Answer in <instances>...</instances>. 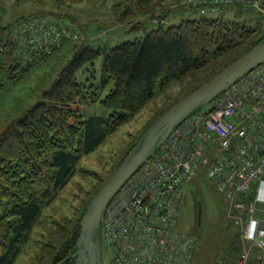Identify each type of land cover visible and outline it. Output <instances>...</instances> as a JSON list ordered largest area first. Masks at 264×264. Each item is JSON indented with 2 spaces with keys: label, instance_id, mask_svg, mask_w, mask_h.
<instances>
[{
  "label": "trees",
  "instance_id": "16d2710c",
  "mask_svg": "<svg viewBox=\"0 0 264 264\" xmlns=\"http://www.w3.org/2000/svg\"><path fill=\"white\" fill-rule=\"evenodd\" d=\"M114 6L120 8L118 22L130 24L131 29L140 28L143 34L114 45H94L84 32L67 25L65 28L73 34L64 35L59 46L46 51L25 48L14 38L16 25L25 18L0 24V91L21 80L36 61L71 53L40 99L0 132V264H14L24 253L23 247L30 241L44 209L67 183L79 157L94 150L151 101L157 88L164 89L192 74L201 75L212 58L236 53L233 60L264 36L259 21L251 27L221 16H200L165 27V13L153 12L155 8L148 7L147 0H122ZM149 24L157 27L147 30ZM98 58L100 70L95 75ZM91 103H99L108 112L84 116L77 104ZM104 181L65 223L48 220L55 229L48 228L47 236L33 238L39 256H32L30 264H37V259L39 264H75L72 254L77 249L81 217ZM221 251L227 260L237 255L238 233Z\"/></svg>",
  "mask_w": 264,
  "mask_h": 264
},
{
  "label": "built area",
  "instance_id": "2783aa9c",
  "mask_svg": "<svg viewBox=\"0 0 264 264\" xmlns=\"http://www.w3.org/2000/svg\"><path fill=\"white\" fill-rule=\"evenodd\" d=\"M233 2L257 11L264 34V0L184 5L219 9ZM61 26L53 16L34 15L13 34L25 48L49 51L72 33ZM197 177L221 193L238 231L237 255L214 264H264V60L175 126L111 197L100 222L110 264H191L196 238L177 228V217L185 187Z\"/></svg>",
  "mask_w": 264,
  "mask_h": 264
},
{
  "label": "rangeland",
  "instance_id": "374dc122",
  "mask_svg": "<svg viewBox=\"0 0 264 264\" xmlns=\"http://www.w3.org/2000/svg\"><path fill=\"white\" fill-rule=\"evenodd\" d=\"M120 1L122 0H45L40 2L0 0V24L16 23L22 18L45 14L59 20L63 29L69 25V27L73 26L76 32H84V37H89V42L94 45L100 43L114 45L134 40L143 34L140 28L131 29L130 24L117 21L120 8H115L114 5ZM147 6L155 8L153 10L155 13L159 14L158 10L165 13L166 23L163 24L165 27L178 24L184 18L200 16L209 18L221 16L227 20L255 27L259 18L255 9L242 2L226 3L219 9L199 6L189 9L184 5V0H147ZM154 27H157V24H149L147 30ZM235 54L212 58L208 63V70L201 75L192 74L169 84L164 89L157 88L151 101L125 120L118 129L111 132L94 150L82 154L67 183L59 190L51 205L44 209L41 219L33 229L30 241L23 247L24 253L14 264H30V258L39 253L38 246H35L32 241L33 238L40 239L47 236L48 228L55 229L50 227L48 220L51 219L50 223L58 221L57 224H60L65 223L67 217H72L102 180H106L115 170L116 164L144 128L210 74L218 72L230 63ZM70 56L71 53L67 52L61 56L51 55L36 61L21 80L0 91V132L12 118L40 99L42 91L52 83ZM100 63V58L95 60V75L99 74ZM106 91L107 89L104 92ZM77 106L82 108L84 116L108 112L99 103L85 106L77 104ZM198 202L201 205L199 223ZM177 228L196 238L192 261L198 264H214L216 258L223 253L221 250L226 243L228 246L238 232L236 224L226 216V205L221 193L203 177L195 178L185 187L179 204ZM36 262L39 264L38 259ZM101 264H110V252L103 244H101Z\"/></svg>",
  "mask_w": 264,
  "mask_h": 264
},
{
  "label": "water",
  "instance_id": "95a60500",
  "mask_svg": "<svg viewBox=\"0 0 264 264\" xmlns=\"http://www.w3.org/2000/svg\"><path fill=\"white\" fill-rule=\"evenodd\" d=\"M264 60V36L216 72L200 86L187 93L159 115L142 133L131 150L96 191L80 220L75 264H101L100 222L105 206L131 174L165 141L172 129L189 114L206 106L235 80ZM201 205H197V220Z\"/></svg>",
  "mask_w": 264,
  "mask_h": 264
},
{
  "label": "crops",
  "instance_id": "0c3cea01",
  "mask_svg": "<svg viewBox=\"0 0 264 264\" xmlns=\"http://www.w3.org/2000/svg\"><path fill=\"white\" fill-rule=\"evenodd\" d=\"M258 21V20H257ZM193 260V259H192ZM191 264H198V262L191 261Z\"/></svg>",
  "mask_w": 264,
  "mask_h": 264
}]
</instances>
